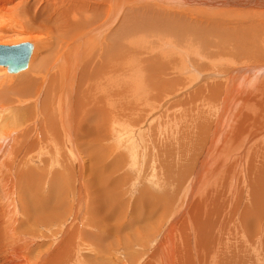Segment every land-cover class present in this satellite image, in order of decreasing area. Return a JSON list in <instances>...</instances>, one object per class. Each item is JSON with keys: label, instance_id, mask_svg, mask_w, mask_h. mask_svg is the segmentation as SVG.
Instances as JSON below:
<instances>
[{"label": "bare ground", "instance_id": "6f19581e", "mask_svg": "<svg viewBox=\"0 0 264 264\" xmlns=\"http://www.w3.org/2000/svg\"><path fill=\"white\" fill-rule=\"evenodd\" d=\"M40 35L49 39V50L32 55L37 43L31 41L39 40ZM17 42H30L33 47L25 71L15 72L18 74L11 83L0 86V120L11 112V123L0 124V254L14 253L6 264L20 259L10 228L18 213L17 227H26L30 220L46 224L70 216L63 233L78 220L71 209L62 217V211H68L64 200L54 201L49 210L50 201L37 199L46 182L60 195L65 182L75 179L80 199L76 205L81 209L85 204L90 220L99 217L98 222L84 224L94 231L97 226L104 227L100 236H92L98 244L105 238L104 243L96 247L83 243L86 253L77 258L78 264H88V260L114 264L107 253H118L122 246L130 248L123 237L109 238L115 225H124V210L119 209L122 179L111 175L113 170L122 172L124 156L113 154L116 164L106 165L110 151L104 152L98 144L117 133L118 145L130 153L128 165L133 166L135 149L142 146L140 125L148 123L145 137L157 147L156 131L166 125L156 117L153 120L154 107L168 101L165 97L180 84V79L163 80L160 76L172 70L190 79L189 86L203 81L197 85V99L217 103L218 114L208 129L202 111L200 118L195 116L199 135L193 130L187 140L192 145L184 151L177 147L179 163L186 157L182 168H176L179 176L175 171L164 174L169 182H163L164 187L176 188L175 196L181 193L180 197H171L164 188L161 192L166 197L152 199L148 196L151 187L144 185L139 193L141 204L132 208L125 228H131L138 215L143 220L152 215V220L156 219L150 202L159 204L158 208L170 206L163 237L156 252L146 255L151 257L146 264H255L253 247L261 251L258 260L264 264V0H0V44ZM2 67L0 81L8 73ZM210 77H223L224 81L204 82ZM166 91L168 95L162 98ZM136 125L140 127L137 132ZM256 140L260 145L252 147ZM188 147L193 152L189 163L185 162ZM157 148L156 157L150 154L144 163L155 161L160 167L162 157H170L167 148L165 152ZM41 154L50 157L40 158ZM96 155L101 161L93 162ZM69 159L75 167L73 175ZM34 162L41 167L35 169ZM218 166L225 168L218 170ZM55 167L65 170L50 172ZM105 169L107 176L98 173ZM155 173L141 172L157 184L162 180ZM16 204L20 208L13 213ZM40 206L48 212L46 218H35L44 215L38 214ZM24 227L18 240L26 238ZM150 227L140 228L137 236ZM88 233L82 236L88 238ZM74 237L58 238L60 247L54 246L56 252L45 264H77L70 251ZM101 251L105 256H89ZM131 252L124 250L130 257Z\"/></svg>", "mask_w": 264, "mask_h": 264}, {"label": "rangeland", "instance_id": "374dc122", "mask_svg": "<svg viewBox=\"0 0 264 264\" xmlns=\"http://www.w3.org/2000/svg\"><path fill=\"white\" fill-rule=\"evenodd\" d=\"M1 32L4 33L5 31H1ZM32 32H34V31H32ZM40 36H38L39 40L36 41V39H35V40L31 41L33 43L34 42L37 43L32 50V55H39L40 56L42 54H45V52L47 53V51L49 50V47H50L49 46L50 45L49 39L45 36H41V37ZM11 44H14V43H11ZM59 54H60V52L57 53V58L53 60L54 62L58 59V56H60ZM2 68H3V72L5 73L4 67H2ZM27 68H26V70H27ZM22 71H25V70H22ZM5 74H6L5 75L6 81H5V79L1 80L0 86H2L3 83H8V84L11 83L16 78L15 76H17L16 74H18V73H13V75H9L11 73H5ZM10 76H11V78H10ZM160 77L163 80H172V81L175 79H180V84H178L176 86V88L173 89V91L169 92L168 93L169 95L167 94V92L169 90L161 93V95L163 96L162 98H164L166 95H168L167 97H165V98H169L168 101L162 102L161 106L157 107V105H156V107H154L155 116H153V120H155V117H156L157 121L164 123L166 125V128H167V129L166 128H163V129L159 128V130L156 131V135L154 137V143L156 144L157 147L160 148L159 149V151L161 150L160 152H165V150L168 149V151H166V152L169 153L168 155L170 157L168 158L167 154H165L163 157L166 156L165 157L166 159L162 157L164 162L162 161V163H160V165L162 164L160 167L157 166L158 163L155 164V161L152 162V163H154L152 165H149V163L148 164L144 163L147 161L146 160L147 156L151 157V155H153L154 157H156L157 151H155V148H156V150H158L157 147L153 148V146H152L153 143H152L151 138L147 137V136L145 137V134L147 133V130L149 129L146 125L148 123H146V122H145L146 124L140 125V127H143L142 130L143 131L146 130V132H143V131L141 132L142 146L137 147L135 149L133 166L128 165V162H129L128 159L131 158L130 153H128L127 150L122 145H118L117 138H116L117 133H115V134L111 133L112 135H110L109 139H106V140H104L98 144V148L103 150L104 152H105V149H108L110 151L109 155L111 154L110 155L111 157L108 156V159L110 158L112 160H110V159L107 160L108 162L107 161L105 162L106 165L110 162L116 164L115 159H113L115 157L114 155L121 154L124 156L123 162L125 161L124 166L126 167V168L124 167L122 169V172H120L119 170H117L119 172L113 170L111 173V175L114 174V176H115L114 178H118L119 181H120V179H122V185H121V187H119V194L121 196V198H119V200L122 202V206L119 207V209L124 210V217L122 218L124 225L119 226V227H116V225H115V228H114L115 230L114 231L111 230L113 232V234L109 238L110 239H117V237H123L126 241L129 242V245H130L129 249H123V246H122L118 253H113L112 250L109 251V253H107L111 257L109 260H112L114 262V264H146L147 261L151 260V257H148V258H145V257H146V255H150V254L156 252V245H157L158 241L161 240L163 237L165 227H166V223L168 222L167 220H169V217H170L169 214H171L172 210L170 211V206L167 207V209H166V207H159L158 208L159 204H156L154 202H150V207H151L153 213L155 214L157 212L156 219L152 220L153 219V215H152V216L147 217L143 220V216L138 215L135 217L131 228H125V225L127 224V220L131 216L132 208L135 205L141 204V202L139 201L140 190L144 185L151 187L150 190H152L151 191L152 195H151V192H149L148 196H152L153 197L152 199H158L160 197V195H161V197H164L165 196L164 192L163 193L161 192L162 189H164V188H166L164 190L168 195L171 193V197H175V198L180 197L181 193H179L175 196V192L177 191L176 188L172 189L171 187L170 188L164 187V183L169 184V182L166 181L167 179L164 177V174H170V172L173 173L175 171L174 175L176 174L175 176H177L176 168H182V164L184 163L183 159L186 158V157L184 158L182 156H184L186 154L184 153L182 156H180V157H182V162H183L181 164V163H179L181 158L179 159V157H176L177 156L176 151L178 150L179 147L183 149V150L181 149V151H184L185 147L190 146L191 142L188 143L187 140H188V138L191 139V134L193 133V130L195 131L196 129H198V125L200 124L199 121H197L198 119L196 120L197 117H195V116L199 117V112L202 111V114H204V117L206 120V129H208L209 125L212 123L213 120L216 119V116L218 114V111H217L218 107H216L217 103H213V102L207 103L205 100L200 102L199 99H197L198 98L196 96L197 91L200 90V87L197 85L201 86L203 84V81L199 82L197 85L189 86L191 80L188 78H185L183 75H180V73H178V71H176V70L169 71L166 74L161 75ZM222 78L223 77H221V78L210 77V78L204 80V82H207V84L208 83H211V84L212 83L213 84L214 83H220L221 84L222 81H224V79H222ZM212 81H214V82H212ZM260 91H261V88L260 89L258 88V90L256 91V94H255L257 97L259 96ZM193 95H195V96H193ZM203 107H206V108L203 109ZM2 114H3V111H2ZM0 115H1V112H0ZM4 115L7 118L4 120V118L2 117L1 118L2 120H0V124L4 123V122L10 124L11 123V112L9 111V112L5 113ZM193 115L195 118L193 117ZM190 119L193 121H196L195 124L196 123L197 124L193 125L194 122L190 121ZM138 126L139 125H136V128ZM140 127L137 128L136 132L138 131V129ZM170 129H172L173 131H171ZM195 132L197 134L200 133L199 130L198 131L196 130ZM259 132H260V130H259ZM177 135L180 136L181 138L178 137ZM157 136L160 138H157ZM162 136H163V138H162ZM173 137L175 138V141H174ZM169 138H170V140L172 139L171 140L172 142L169 140ZM145 139H146V141H145ZM195 142L198 144V139ZM161 143H163V144H161ZM100 145H102V146H100ZM162 145H164V146H162ZM171 145L173 148L171 147ZM198 145L200 146V143ZM259 145H260L259 140H256L253 143H251L252 147L253 146H259ZM110 147H111V150L109 149ZM165 148H167V149H165ZM74 149H75V147H74ZM186 149L188 151L189 156L187 157V160L185 162H188V161H190L188 159L190 156L193 155V152H191V153L189 152L190 151L189 147ZM150 150H152V151H150ZM193 150L194 149L192 148V151ZM142 151H143V155H142ZM68 152L71 154L70 150H68ZM160 152H159V155H161ZM94 153H96V151ZM236 154H237V152L234 155H232L229 162L234 160ZM79 156H80V154H79ZM142 156H144L143 157L144 161L142 159ZM44 157L48 158L50 156L48 154H41L40 158H44ZM172 157H174L173 160H172ZM97 159H98V161L99 160L101 161V158H99L97 156V157H95L93 162L96 161ZM169 159H170V162H168ZM58 160H60V159H58ZM165 160H168V161H165ZM69 161H70V165L72 167V171H73L72 175H73L75 167H74L73 162L70 159H69ZM175 161H176V163H175ZM172 163H174V164H172ZM169 164H172V165H170L172 168L169 166ZM193 164H194V161L192 163L191 169L193 168ZM163 165L166 166L164 168H167L168 170L164 169ZM177 165H178V167H177ZM33 167L35 169L39 168V167H41V164H39V162L38 163L34 162ZM161 167H162V169H161ZM60 168L61 167H55V168L51 169L52 171H50V172H53V171L62 172L65 170L64 168L59 170ZM169 168H171V169H169ZM224 168L225 167H223V166H218V170L224 169ZM164 170H167L166 173H164L165 172ZM194 170H193V172H191L192 171L191 170L187 174L188 176H187V179L185 181L186 183L190 181L188 179H189V177H191L193 175ZM153 171L158 173L160 179L162 180V181L158 182L157 184L153 183L150 180V178L149 179L144 178L143 175L141 174V172H145L147 175H150V173H152ZM162 171H164V172H162ZM168 171H170V172H168ZM103 172H104V175L107 176V172H108L107 169H105L104 171L98 170V173L103 174ZM116 174H117V177H116ZM124 174H125V176H123ZM246 175L248 176L247 172H246ZM163 177L165 178L164 180H163ZM171 182L174 184L176 181L172 180ZM200 189H202V188H200ZM39 190H41V192L39 193V196L37 197V199L40 197H43V198H45V200L50 201L51 203L49 205H47V208L49 210H51V208L54 206L53 205L54 201L64 200V202L68 206L67 207L68 211L65 212V210H66L65 209V203L60 205L62 210L65 209L64 211H62L63 212L62 217L65 215V213L74 212V213L78 214V220L72 223V228L70 231L63 233V231H62L63 227L66 225V223L70 219V216H68V217L66 216L67 219H64V220L63 219L52 220L51 222H48L46 224H43L40 221L35 223V221L30 220L29 225H27L26 227H24V226L17 227V223L20 221L19 213H18V215L14 216L16 224L15 225L10 224V228L13 230L12 235H13V238L15 240V244L17 246V253L19 254V255L17 254V259L20 258L19 260L16 261L15 264H25L26 262L28 264H37V263L38 264H45V263H47L48 258H51L55 254L56 251L54 250V246L59 244L56 242V240L58 238H60L61 236H65V238H67L68 236L75 235L74 240L71 243L72 248L70 251L74 254L73 258L76 259V262L78 261L79 256L84 255V253H86L85 246L83 245V243H88L94 247H96L99 244L102 245L104 243L105 238L99 240V244L96 243L94 240H92V236H100L104 232L103 230H101L104 227H98L97 226V230L94 231L92 227L84 224L85 221L90 222L93 220H90L89 215H86L87 211H86L85 204L83 205V207L81 209H79L78 206L76 205L77 203H80V199L79 198L77 199L78 187H77V183H76L75 179L72 182H70V180H67V182H65V186L62 189L60 195L58 194V192L56 190L52 191L51 189H49L48 182H46L45 186ZM21 191L24 192L26 190L21 189ZM32 191H30V192H32ZM234 191H235V188H234ZM158 192H160V193L158 194ZM172 192H174V194ZM161 193L163 194V196ZM84 197L83 198L85 199V201L88 202L89 199L87 198L86 191H84ZM160 199H162V198H160ZM156 202H157V200H156ZM159 202H161V200ZM19 208H20L19 205L16 204L13 207V213L18 212ZM69 209H71V212L69 211ZM169 211H170V213H169ZM38 214H44V215H41L40 217H35V218L42 219V218H46L48 216V212L43 211L41 209V206L38 209ZM119 214H120V212H119ZM9 216L11 217L10 214H9ZM24 219L27 220V218L25 216H24ZM93 219H95V221H93V222L99 221L98 216H96V218L94 217ZM116 220H117V218L112 219L111 222H114ZM75 224H76V229L73 230ZM148 225H151L150 229L148 231L144 230V234H142L141 237H138L136 233L139 231V229L140 228L144 229ZM22 227L25 228V229H23V231H24L23 235H25L26 238L18 240V237L21 235L19 233V231H22ZM84 232H89L87 235L88 238H85L84 236H82ZM235 232H237V231L235 230ZM238 233L240 235H244V232L241 233L240 231H238ZM17 234H19V236H17ZM60 244L58 245V247H60ZM253 248H256V247H253ZM253 248L251 250V255H252V257L256 256L254 259L255 260L254 263L256 262L255 264H262L258 260L261 257V251L253 250ZM108 249L105 252H107ZM124 250H131L132 252L130 255H133V256L130 257L129 255H126L124 253ZM258 252H260V253H258ZM254 253H256V254H254ZM12 254H14V253L13 252L1 253L0 254V264H6L7 260L11 257ZM105 254L106 253H103V251H101L100 253H98V255L89 254V256L94 258L95 256H99V255L105 256ZM37 255H38V257H37ZM128 258L130 259V261L128 260ZM142 258L144 261L142 260L140 262V259H142ZM88 262H89L88 264H96L92 260H88ZM78 263L79 262H77V264ZM99 263H101V264H112L111 262H106V260H101V262H99Z\"/></svg>", "mask_w": 264, "mask_h": 264}, {"label": "water", "instance_id": "95a60500", "mask_svg": "<svg viewBox=\"0 0 264 264\" xmlns=\"http://www.w3.org/2000/svg\"><path fill=\"white\" fill-rule=\"evenodd\" d=\"M32 47L30 42L0 44V66H4L8 73L24 70Z\"/></svg>", "mask_w": 264, "mask_h": 264}]
</instances>
